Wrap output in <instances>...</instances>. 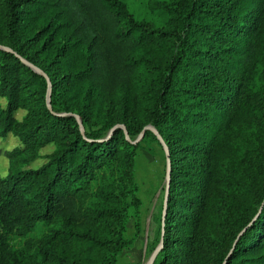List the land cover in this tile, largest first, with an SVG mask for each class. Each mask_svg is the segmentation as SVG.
Segmentation results:
<instances>
[{
	"label": "trees",
	"instance_id": "1",
	"mask_svg": "<svg viewBox=\"0 0 264 264\" xmlns=\"http://www.w3.org/2000/svg\"><path fill=\"white\" fill-rule=\"evenodd\" d=\"M165 7L169 24L154 28L124 0L0 2V44L11 49L0 47V125L20 135L23 150L55 144L40 166L13 163L0 178V253L10 252V234L45 223L37 264H118L129 243L122 197L140 199L138 144L116 124L134 138L151 123L172 163L160 264L169 253L176 264H208L199 236L220 181V143L246 78L264 75V0ZM19 106L29 109L22 121ZM255 214L238 220L235 246L222 241L224 264H264L263 197Z\"/></svg>",
	"mask_w": 264,
	"mask_h": 264
},
{
	"label": "rangeland",
	"instance_id": "2",
	"mask_svg": "<svg viewBox=\"0 0 264 264\" xmlns=\"http://www.w3.org/2000/svg\"><path fill=\"white\" fill-rule=\"evenodd\" d=\"M124 1L135 17L148 21L154 28L169 24L171 13L165 5L171 0ZM263 61L264 52L260 63ZM262 68L263 65L258 63L257 69L261 71ZM260 75L250 72L246 78L241 99L233 109L234 116L220 143L223 153L216 163V174L220 181L217 189L212 192L207 220L203 223L199 236V246L203 251L201 257L208 264H224L220 260L224 251L222 241L226 240L235 246L238 220L254 218L261 199L264 198V75ZM6 104L7 98L0 95V108H4ZM28 112L27 107L19 106L14 112L15 119L22 121ZM116 125L124 130L126 128L121 123ZM147 125L150 127L143 134L142 129L134 138L128 132V139L138 144L133 175L140 205L131 196L122 197L126 209L122 235L129 243L118 253V264H148L154 251L161 245L165 225L163 216L168 161L165 144L152 129L157 127L151 123ZM146 130H151L153 134H146ZM111 131L112 128H109L106 132L110 134ZM136 139L138 140L133 142ZM24 147L19 134L13 129L3 131L0 125V178L9 174L13 163L21 168L40 166L53 152L55 144L50 142L37 146L35 151L23 150ZM14 149L19 151L10 155L9 152ZM50 228L51 224L39 223L24 235L10 234V252L0 253V259L4 264H13L17 260L23 264L40 263V245ZM160 249L153 264H160L164 258L165 253L160 252ZM167 258L168 264H176L173 253H169Z\"/></svg>",
	"mask_w": 264,
	"mask_h": 264
},
{
	"label": "water",
	"instance_id": "3",
	"mask_svg": "<svg viewBox=\"0 0 264 264\" xmlns=\"http://www.w3.org/2000/svg\"><path fill=\"white\" fill-rule=\"evenodd\" d=\"M0 47H4L5 49H8V50H11L9 47L5 46V45H2L0 44ZM32 65V64H31ZM33 67L39 71L40 73H42L43 75L46 76L47 80H48V83L50 85V78L49 76L40 68H38L37 66L33 65ZM47 101H48V106L50 107L51 109V104H50V89L48 90V93H47ZM77 118H78V121L80 122V126L82 128V131L84 132L85 129H84V126H83V123L80 119V117L77 115ZM119 125V124H118ZM116 125V126H118ZM115 126V127H116ZM113 127V128H115ZM150 126L146 125L143 130H142V134L144 133L145 129L148 128ZM112 128V130H113ZM152 128V127H151ZM153 131L156 133V135L158 136V138L161 140L162 143L165 144V150H166V155H167V161H168V169H167V187H166V197H165V207H164V216H163V222L165 220V216H166V213H167V204H168V201H169V190H170V184H171V174H172V163H171V157H170V150H169V147L167 146L163 136L161 135V133L155 129V128H152ZM125 134L127 136V138L129 137V134H128V131L127 129L125 128ZM138 139L134 140L133 142H136ZM163 240H164V230H163V233H162V237H161V245L154 251V253L152 254L150 260H149V263L148 264H153L154 260H155V257L159 251V249L162 247L163 245Z\"/></svg>",
	"mask_w": 264,
	"mask_h": 264
}]
</instances>
